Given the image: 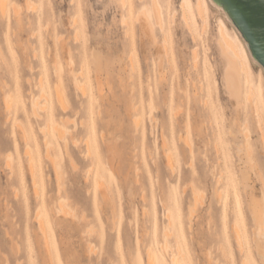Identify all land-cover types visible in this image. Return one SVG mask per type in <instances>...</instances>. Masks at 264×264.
<instances>
[{
    "label": "rangeland",
    "instance_id": "obj_1",
    "mask_svg": "<svg viewBox=\"0 0 264 264\" xmlns=\"http://www.w3.org/2000/svg\"><path fill=\"white\" fill-rule=\"evenodd\" d=\"M70 1L7 0L6 13L0 18V78L8 83V88L12 86V77L4 70L6 62L12 75L19 79L18 106L30 114L34 88L26 83L27 79L35 80L44 69L43 78L52 86L57 65L69 102L67 111L60 113L70 123L68 127L77 140L75 146L69 145L75 167L68 162L62 141H58L62 167L59 181L50 164L42 159L37 191L40 200L33 192L23 157L24 143L19 141L20 147H14L19 128L12 125L13 121L7 122L4 91L0 89V149L12 154L16 168L10 178L3 164L4 153L0 155V264H43L35 242L36 210H44L47 216L56 255L53 264H146L147 248L164 264H172L176 244L186 258L185 264H242L245 256L251 257L254 264H264L255 255L256 243L260 251L264 248V215L262 229L257 230L247 206L252 188L264 214L261 183L256 176L258 172L264 179V150L258 140V121L252 106L240 96V108L235 113L237 104L229 101L225 83L228 61L219 47L220 23L246 55L250 83L260 99L263 119L264 70L250 57L234 27L209 0H205L204 29L195 10L196 0H189L188 4L193 20L190 26L181 18L183 0H159L163 29L155 24L151 0H132L130 8H122L114 0H75L74 5ZM14 6L19 10L16 14ZM143 10L152 28L141 14ZM72 18L79 22L78 40L70 26ZM60 39L66 42L65 57ZM195 47L199 54L197 66L191 57ZM79 70L85 76L79 75L88 90L85 98L73 87ZM203 92L212 101V111L201 102ZM214 108L218 109L219 119ZM233 118H237L235 123ZM134 120H138L137 126ZM32 123L34 137L40 141L35 122ZM187 125L190 150L182 140ZM220 133L223 139L219 138ZM87 145L97 149L100 156L107 182L102 193L92 177L95 167L90 157L94 156L83 155ZM248 146L252 149L250 159L245 153ZM165 153L172 155L173 171L165 165ZM40 156L43 157L41 151ZM250 164L256 168L251 169ZM75 168L78 169L74 171ZM240 169L248 173L247 185L240 181ZM230 180L235 181L237 191ZM195 192L200 196L194 199ZM235 192L240 198L242 216L234 206ZM59 200L72 216L66 215L65 210L61 211L65 216L59 213ZM53 205L58 215L52 216ZM179 213L182 234L176 225ZM235 227L239 228L241 239L234 233ZM7 230L13 233L14 242ZM257 232L261 235L256 236ZM14 246L20 248L18 254H13Z\"/></svg>",
    "mask_w": 264,
    "mask_h": 264
},
{
    "label": "bare ground",
    "instance_id": "obj_2",
    "mask_svg": "<svg viewBox=\"0 0 264 264\" xmlns=\"http://www.w3.org/2000/svg\"><path fill=\"white\" fill-rule=\"evenodd\" d=\"M114 1L117 2L122 8H126V7L130 8L131 7L130 5L132 3V0H114ZM139 1H142V0H139ZM220 1H221L220 3L218 2L220 6L216 7L215 4L212 2V0H209V2H212L214 4L216 10L223 15L225 20L227 22H229L228 15L224 11L225 10L224 8H227L226 1L225 0H220ZM169 2H171V0H169ZM70 4L74 5L75 0H71ZM188 4H190L189 0H183L180 4V7H181V18H182V20L188 26H190L193 23V20L189 17L191 10H190V7H188ZM150 8L153 12L155 24L157 25V27L159 29H163L164 23H163V17H162V9L160 7L159 0H151ZM6 10H7V0H0V18H1V20L4 18ZM195 10H196V13H197L199 20L202 21V24H203L202 27L204 29L206 24H207L205 0H196ZM13 11L16 14L19 10L17 7L14 6ZM229 11L231 12V10H229ZM141 14H143L145 16V18L149 21V25L152 28V23L149 20L148 14L146 13V10H143L141 12ZM190 20H192L191 23H190ZM17 21H18L17 22L18 26H20L19 20H17ZM125 23H126V21H125ZM70 26H71V28L75 29L74 30V33H75L74 39L78 40L79 39V35L77 33V31L79 30L78 20L75 18H72V20L70 22ZM250 27H251L252 46H254L257 42L256 24L254 22H252ZM218 33H219V47L221 50V54L228 61V69L225 72V81H226L225 83H226V89L228 92L229 101H230V103L236 102L237 105L233 108L235 113H237L238 109L240 108V101H239L240 96L244 98V102H248L249 105L252 106L253 111H254L255 115L257 116V121H258V124H257L258 140H259V143L261 144V146L264 150V119L262 117V112H261L260 107H259L260 99L257 97L255 90L250 83V75L248 72V63H247L246 55H245L244 51L242 50V48L240 47L239 42L236 39H234L233 37H231L230 34L227 32L224 24H222V23L219 24ZM192 35L194 36V33ZM192 38L194 39L195 43L198 42L195 36ZM61 40L62 39H60L59 41L61 42ZM259 44L261 45L260 50H261V55H262L263 62H264V38H261L259 40ZM64 45H66V42L62 41L60 43V48L62 49L63 57L66 56V53L64 52ZM35 54L36 53H34L33 56H34V58H37ZM249 55H250V53H249ZM3 57H4V55H3ZM191 57L193 59L194 65L197 66L198 60H199V54H198V50L196 47L192 49ZM250 57H251V55H250ZM205 59H207V57H205ZM43 60H44V58L41 55V61H43ZM70 62H67V64H70ZM4 64H6V66L4 65V70L6 71V74H8L9 77L10 76L12 77V79H11V85L12 86L10 88H8V83H6V81L4 79H3V81H4L3 82L2 77L0 78L1 79L0 80V89L4 91L2 98L4 101V108L6 111L7 122H8V120L13 121L12 125L14 124V126H17L19 128V132H18L19 133V139H15L13 141V144L15 145L14 146L15 149H17L18 147H20L19 141H21V143L22 142L24 143L22 152H23V157L25 158V163L27 165L29 175L31 177L33 192L36 195V197H39V199L41 200L42 199L41 196H37V194H38L37 191L40 187V183H41L40 180L42 179V166H41L42 159H44L45 161H47L50 164V166L52 167V169L55 173L56 180H58L60 178V176L62 175V173H61L62 167L59 163V158H58V154H57L58 141L59 140L62 141V143H63L62 145L64 147V152L66 153L65 156H67L68 162L70 164L74 165V167H75V164H73L74 161H73L72 155L70 153L69 145H70V147H73L76 145V143H77L76 136L71 133V130L68 127V125L70 123L67 121V119H64V117L60 113V110L63 111V113H64L66 108L69 106V102L67 101L66 96H65L62 80L59 76V70L56 68L57 65H55V67H54L55 72H54V79L52 82V86H49L48 83H46V81L43 78V73H46V71L44 69H43V72L40 71L37 74V77L35 80L32 79V81L31 80L29 81V79H27L26 83L30 84L32 86V89L34 88V93H31V95H30V100L32 102L30 114L27 113L23 106L20 108L18 106V99H19V91H18V83H19L18 80L19 79H18V76L12 75V72L9 69L8 63L5 62ZM259 66L261 67L260 69L263 71L264 68H262L261 65H259ZM31 70H32V67H31ZM81 70H82V68H81ZM81 70H79L77 73L78 79L74 81L73 87L81 95L82 98H85L88 96V90L84 87L85 83L83 82V80L79 76L81 73ZM82 75L83 74L81 73V76ZM2 76H3V74H2ZM162 77H163V75H162ZM29 91H30V87H29ZM195 94H196V92H195ZM179 102H180V100H179ZM201 102H202L204 107H207L208 110L212 111V101L211 100L209 101L207 94L205 95L204 92H203V97H202ZM244 105H246V103H244ZM243 107H245V106H243ZM217 112H218V109L214 108V113H215L216 119H219V115L217 114ZM18 114H19V116H17ZM174 115L177 116L176 113ZM236 119L237 118H235V119L233 118L234 123L236 122ZM33 121L35 122L36 129L39 133L40 141L37 140V137L36 138L34 137L35 135H34V131H33V123H32ZM71 121L72 120H70V122ZM133 123L135 126H137L139 122H138V120H134ZM90 128H87V130ZM189 128L190 127L187 125L186 126L187 133H185L186 135L184 136V138H182V140H183V142H185L188 149L190 150L191 142L189 139ZM172 131H173V128H172ZM88 134H89V131H88ZM247 134L248 133L246 132L245 135H247ZM228 135L230 137L231 136L234 137V135L232 134L231 131H228ZM223 137H224V135L220 133L219 138L223 139ZM86 140H88V138ZM182 140H180V141H182ZM178 141H179V139H178ZM85 144H87L86 141H85ZM164 144H165V140H164ZM214 147H215V145H214ZM40 151L42 152L43 157L40 156ZM2 153H4V150L0 149V155H3ZM163 153H164V149H163ZM169 153H171V152H169ZM189 153H190V151H189ZM245 153L247 155L246 157H249V159H250V157L252 156L251 147L248 146L247 149L245 150ZM83 155H84V158H88V157H90V155L94 156L92 158L90 157V159H92L93 166L95 167V170H93V168L91 167L92 163L90 164L91 165L90 167L93 170L92 171V177H93V181L95 182L96 187L100 190V193H102L101 191L103 190V188H107V182L105 181L104 176H103L104 172H103L101 165H100L101 161H100V156L97 152V149H94V147L92 148L89 145H87V146H85V150L83 152ZM171 156L166 154V158H165L166 164L165 165L168 166V168L171 167L170 170L173 171L172 168L174 166L171 163V161L173 162V160H171V158H170ZM2 159H3L4 167H5V169L7 168V171L9 173V177L11 178L12 176H10V175H14L16 173V168L14 165L15 159L9 151L4 153V156ZM16 160L18 162L20 161V158L17 154H16ZM170 164H171V166H170ZM70 167L73 168L72 166H70ZM249 167L251 169H253L255 167V165L250 164ZM76 169H78V168H75L74 171H76ZM91 169H90V171H91ZM88 170H87V172H88ZM240 170H239V172H240ZM90 171L88 172L89 174H90ZM240 176H241V178H240L241 183H244V185H247V180L249 178L248 173L245 172L244 170L243 171L241 170ZM256 176H258L257 178H259V181H260L259 183H261V188H262L261 189V191H262L261 195H263V198H264V179L260 176V174H258V172H256ZM234 180H230L231 181L230 184L233 187V189L235 191H237L236 190L237 185H236ZM12 186H13V184H11V187ZM190 188H191V186H190ZM250 191L251 192H249L250 194H249L248 203H247L249 214L251 215V219L253 220L254 224L257 226L255 228H257V230H260V229H262L261 225H262L263 215H264L262 207H261L262 203H260V200H258V198L255 195L256 193L253 192L252 188ZM194 194H196V192ZM217 195H219V197H220L221 194H217ZM196 196L198 197V196H200V194L194 195V199L196 198ZM233 196H234V206H235L236 212L238 213L239 216H242L240 198L236 192H235V194L233 193ZM224 197H225V195H224ZM192 198H193V196H192ZM199 198H197V199H199ZM103 200H104V198H103ZM199 200H197V202H199ZM59 201H60L59 202L60 203V205H59L60 206V208H59L60 212L59 213L63 216H65V214L71 215L72 214L71 211H67V209H65L63 207L64 202H63V204H61V200H59ZM162 201L164 202L165 200L163 199ZM59 203L57 202L55 204H59ZM52 204H54V202ZM201 205H202V203H201ZM41 208H43L42 205H41ZM56 210L57 209L54 207V205L52 208H50L52 216L59 214ZM62 210L63 211L65 210L68 213L64 211L65 214H62V212H61ZM36 211H35V213L37 215L34 213V215H35L34 220L36 221L35 242L37 244L38 251L41 254V257L43 258V264H53L52 262H54V261H52V259L55 258L56 255H55V251H54V247H53V241L49 235L48 226H47V223L45 221L47 216L45 215L44 210H42V212H38L39 210H36ZM188 213L190 214V212H188ZM6 214H9V213H6ZM82 215L84 216L83 212H82ZM165 215H166V213H165ZM239 216H238V219H239ZM84 217H83V219L86 220V218H84ZM167 217H168V215H167ZM169 218H170V216H169ZM240 218L242 219V217H240ZM78 219L80 220V218H78ZM83 219H81V221H83ZM241 219H239V220H241ZM85 220L83 222H85ZM181 221H182V218H181V215L179 213L177 215V218H176V223H177L176 225L178 226L179 231L182 234L183 232H182ZM11 230H14V229L11 227ZM11 230H10V232L7 230L6 233L9 237H11L12 242H14V239L12 238L13 233H11ZM254 230H256V229H254ZM263 230H264V228H263ZM85 231L87 232V230H85ZM87 233L88 234L90 233L89 229H88ZM167 233L168 232L165 231V234H167ZM234 233L236 234L237 238L239 239L241 234H240V230L238 227L234 228ZM257 234H258V232L255 233L256 236H257ZM258 235H261V233ZM27 240L29 241L28 236H27ZM239 242L241 243L242 241L239 240ZM239 244H238V247H241V246H239ZM176 245H177L175 248L176 250L171 255V262H172V264H185L186 258L183 257L184 254L181 251L180 246L178 244H176ZM88 247H89V245H88ZM30 248L31 247H29V249ZM89 248H91V246ZM241 248H243V247H241ZM256 248H257V252H255V253H257V254H255V255L256 256L258 255L257 258H259L261 261L264 262V254H263L264 248H263V250L260 251L261 247L259 246L258 243H256ZM19 250H20L19 247L14 246V253L13 254H18ZM91 250H92V248H91ZM91 250L89 249V252ZM2 254L4 256V253H1V255ZM145 258H146V264H164L163 260L157 254H155L154 251H152L150 248L146 249ZM243 262H244V264H254L255 263L254 260L248 256H245L244 261L242 260V264H243ZM15 263H16V261H15Z\"/></svg>",
    "mask_w": 264,
    "mask_h": 264
},
{
    "label": "water",
    "instance_id": "obj_3",
    "mask_svg": "<svg viewBox=\"0 0 264 264\" xmlns=\"http://www.w3.org/2000/svg\"><path fill=\"white\" fill-rule=\"evenodd\" d=\"M229 23L239 34L248 49L251 58L264 68L259 40L264 38V0H225ZM216 7L220 6V0H212ZM210 5L215 8L214 4ZM219 2V3H218ZM231 10V12L229 11ZM256 24L257 42L252 46L251 23Z\"/></svg>",
    "mask_w": 264,
    "mask_h": 264
}]
</instances>
